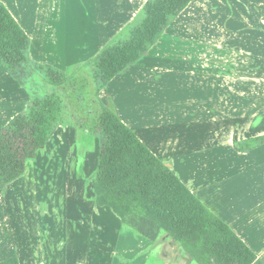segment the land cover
I'll use <instances>...</instances> for the list:
<instances>
[{
    "label": "crops",
    "instance_id": "1",
    "mask_svg": "<svg viewBox=\"0 0 264 264\" xmlns=\"http://www.w3.org/2000/svg\"><path fill=\"white\" fill-rule=\"evenodd\" d=\"M0 1L28 35L33 66L55 62L71 77L105 49L127 41L149 0H65L64 20L57 22L61 39L52 33L57 24L39 22L41 16L50 17L52 0ZM262 1L194 0L98 98L264 262V144L248 151L240 148L247 139L264 136V101L254 86L241 82L243 73L233 74L232 68L225 72L219 62L234 48L238 58L251 56L257 64L251 70L264 75ZM51 20L55 23V15ZM249 32L254 40L247 38ZM241 68L247 75L248 68ZM32 82L25 88L0 60V131L26 112L36 94L33 77ZM83 131L67 117L27 162L25 173L5 187L12 189L0 195H22L23 179L34 172L39 181H32V188L39 203L46 183L48 215L58 204L65 214L61 244L52 246L54 255L62 254V264H199L165 231L152 241L124 224L111 208L97 204L101 145L90 151ZM61 186L71 195L59 194V203L50 200ZM30 214L32 220H41L39 211L32 208ZM3 251L0 246V260Z\"/></svg>",
    "mask_w": 264,
    "mask_h": 264
},
{
    "label": "trees",
    "instance_id": "2",
    "mask_svg": "<svg viewBox=\"0 0 264 264\" xmlns=\"http://www.w3.org/2000/svg\"><path fill=\"white\" fill-rule=\"evenodd\" d=\"M193 1L149 0L143 20L128 40L105 49L90 63L97 88L106 87L142 59L170 19ZM29 45L28 35L0 1V59L10 73L16 75L23 63L30 62ZM47 76L55 86L70 79L50 66ZM67 117L68 105L61 97L32 99L26 112L0 131V191L25 173L27 162L49 143L56 126ZM81 121L78 126L102 136L95 176L99 206L111 208L124 224L152 241L165 231L199 264H264L115 112L103 106L96 118ZM263 144L264 136H259L247 139L240 148L248 151ZM2 264L19 262L9 259Z\"/></svg>",
    "mask_w": 264,
    "mask_h": 264
},
{
    "label": "rangeland",
    "instance_id": "3",
    "mask_svg": "<svg viewBox=\"0 0 264 264\" xmlns=\"http://www.w3.org/2000/svg\"><path fill=\"white\" fill-rule=\"evenodd\" d=\"M49 5L50 9H48V11L50 13V17L46 15L45 18L42 19L41 16L39 18V22L45 23L46 21H48L51 24H57L59 18L63 22L65 15V0H52L51 2H49ZM51 15H55V23H52ZM54 27L55 28H53L52 33L54 35L58 34L57 39H61L58 30V27L61 28L60 23ZM247 34V38L254 40L255 36H252V32H249ZM230 51L232 52L227 53V60L219 61L220 65L225 66V72H229V68H232L230 71L233 74L243 73L241 75L245 78H242L241 82H246L248 86H254L253 90L257 92L259 96L258 98L261 99L262 97L264 101V75H261L262 71L256 75V71L251 70L252 68L257 66L256 62L253 61V58H251V56H249L248 54V56L246 55L244 57L242 54V58H238L236 54L237 52H235L234 48H232ZM93 60L86 62L85 68L81 69L78 74H76L77 76L72 75L67 81V83L71 82V84L74 86H70L69 83H64L62 85L55 86L49 82L47 76V68L49 66L52 69L57 70L62 74H65L66 76L68 75V73L64 71L63 68L59 66L56 67L55 62H53V64L50 63L43 68H36L35 66H33L35 64H32L31 62H25L23 63V66L21 68H18L16 70V75L12 73L11 74L18 81L21 80L22 84L25 85V88L32 87V77L34 78V81L36 80V84L34 83V87L36 88V94L33 95L34 97L32 96L33 99H42L47 96L54 95L61 97L64 102H66V104L68 105V118L71 119V121L75 122V126H78L81 125V120H85L86 122L90 119L96 118L98 113L102 110V107H106L98 98V92H100L102 88L100 90L97 88L95 82L93 81V76L91 74L92 68L90 63ZM36 64L38 65L40 63ZM242 65L248 68L247 75H245L244 69L241 68ZM218 71H223V67L222 69H218ZM232 78L235 79V77ZM256 87L258 88L255 89ZM248 117L250 116L248 115ZM80 128L83 129L82 127ZM86 131H83L82 134L90 140V151L98 150L100 145L102 144V136ZM98 139L101 142L99 141L97 146ZM34 175L37 176V174L31 172L29 176L27 174V177L23 179L25 185L20 186V192L23 193L22 195L17 196L15 192L14 195H0V246L5 251H3L5 256L1 255L2 260H0V264L6 262L9 259H17L19 264H62V254L56 253V255H54L52 252V246L56 244H61V240L59 239V237L63 234L62 226L65 224L64 210L62 207L60 208V204H58L54 211H52V213L50 212L48 215V211L46 208L47 205L44 204V201L47 200L45 191L50 190L45 182H43L42 184L43 188L40 194L41 201L39 203L35 201V189L32 188V181L38 182L39 179H35ZM17 190L18 188H16V191ZM59 194L61 196H68V194L71 195V191L69 189L67 192L66 188L64 186H61L59 189L56 190V196L52 197V199H49L52 201L56 200V202L59 203ZM14 197H17L19 200ZM61 200L63 202L62 197ZM17 204L19 205L17 206ZM50 205L52 206V204ZM32 208L37 213L39 211V213L41 214V220L35 221L32 220L31 216H28L31 215L30 211ZM21 210L22 213H20ZM19 214H22V216H18ZM34 219H36V217ZM60 248L62 249V245L60 246ZM6 252H8L7 255ZM54 256L57 257L56 262L52 258ZM19 259H21V262L19 261Z\"/></svg>",
    "mask_w": 264,
    "mask_h": 264
}]
</instances>
